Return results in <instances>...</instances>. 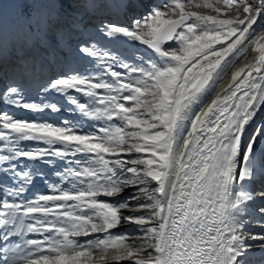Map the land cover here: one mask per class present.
Masks as SVG:
<instances>
[{
    "label": "snow or ice",
    "instance_id": "snow-or-ice-1",
    "mask_svg": "<svg viewBox=\"0 0 264 264\" xmlns=\"http://www.w3.org/2000/svg\"><path fill=\"white\" fill-rule=\"evenodd\" d=\"M70 2L83 11L16 0L20 71L0 102L61 111L25 99L26 75L39 70L38 94H60L72 105L65 111L95 123L0 112V264H247L256 245L244 241L264 240L248 231L249 206L264 200L251 190L264 175V29L253 27L264 23V0H168L141 15L143 0H119L123 22L98 24L90 21L108 0ZM202 7L215 15L191 10ZM6 27L0 12V71ZM89 28L128 51L105 48ZM140 45L151 55H138ZM253 45L258 58L240 66ZM70 54L104 64L80 72ZM229 68L231 82L213 96ZM37 180L48 190L27 196ZM129 224L135 234L113 232Z\"/></svg>",
    "mask_w": 264,
    "mask_h": 264
},
{
    "label": "rangeland",
    "instance_id": "rangeland-1",
    "mask_svg": "<svg viewBox=\"0 0 264 264\" xmlns=\"http://www.w3.org/2000/svg\"><path fill=\"white\" fill-rule=\"evenodd\" d=\"M108 2L110 4H112L113 6L111 8H106L102 13H96L94 18H96L100 21V19L109 16V14H113L117 18V19L113 18V20L120 19L119 21L123 22V17L117 15V13L119 12V9L115 7V5L119 3V0H108ZM167 2H168V0H143L145 7L139 9L137 11V15L145 14L150 9H152L153 7H161L163 4H165ZM201 2H202V0H201ZM24 7L28 11L33 10L32 5L30 3L24 5ZM20 10L21 9L19 7H17L16 0H0V12H2L4 19H5V22H6V25H7L6 31H5V38H6L7 44H8V49H7V53H6L7 61L5 60V62H7V63L13 61V63L16 62V64H18L19 61L16 59V57H17V55H22V53L14 52L12 50V41H13L14 35L17 33V31L20 27V24L22 23V21L20 20V18L18 16ZM64 10H66L69 13H73V14L77 11H83V9L74 8V6L70 2V0H65ZM191 10L200 12L201 14H213V15H215V13H213L212 10L208 9V8H203V7L198 8V9L197 8H191ZM98 23H95V24H98ZM253 27L257 28L258 30L263 29L264 23H261L260 21H258L257 25H254ZM89 32H92L93 38L98 40L100 42V44L105 46V48L116 49L122 53H126L129 49V46L126 43H124L122 40L121 41H112V40L106 39L105 37L101 36L100 34L95 33L94 29H92V28H89ZM85 39H87V34H85ZM217 47H219V45H217ZM131 51H136V49H132ZM139 54H144L146 56L151 55L150 50H146L145 46H143V45L139 46L138 55ZM69 59L72 62V67L77 69L80 72H84V71L97 72V71H99L100 67L104 64V61H100L99 63L94 64L93 61H91L87 58H81L75 54H70ZM229 59H231V58H229ZM222 67H223V65H222ZM229 69L227 70V72L229 71ZM117 70L119 71L120 69H117ZM227 72H226V74H227ZM32 75H33V73L30 71L27 73L26 82H27V79H29ZM225 75H224V77H225ZM107 78L111 79V77H107ZM220 83L221 82H219V84ZM6 84L7 85L5 86V88H7L9 86L8 85L9 83H6ZM5 88H3L0 91V94H2L4 92ZM26 93H27L26 97H25L26 100H29L31 102L38 103V104L55 102V103H59V104L63 105V108L59 112H53V111L48 110V109H45L41 112H32L30 110H24V109H21L18 107H9L10 99L8 96H4L3 97L4 102H0V112L13 113L16 117L21 118V119H25V120H47V121H52L55 123H59L61 120L75 121V122H78L79 124H81L85 130H88L90 125L92 123H95L94 121L86 120L85 118H83L79 115L65 111V109L72 107V105L65 103L63 97L60 94H54L52 92H49L47 94H38V92H36V95L34 96L33 94H31V92L28 89H26ZM75 95L82 100L87 99L86 97H83L82 94H80V93H76ZM114 123H116V122H114ZM25 143H31V142H25ZM3 152H4V149L0 148V153H3ZM25 163H33V162L26 161ZM260 164L264 167V158L261 159ZM33 166L34 167L38 166L41 170H43L44 172L49 173V174L52 172V169H50L46 165L39 164V162H35V164ZM51 179L54 181L56 178L51 177ZM259 188H260V190H259L260 192L264 191V181H259ZM47 190H48L47 186L42 181L37 180L34 183V185L31 187V189L29 191H27L26 195L32 196L36 193L46 192ZM125 195H127V194H125ZM132 203H136V201H133ZM135 214L138 215L140 213L137 212ZM136 228H137L136 225L129 224L126 226H121L118 229H114L113 232L114 233L135 234ZM250 228L251 227L249 226V229ZM256 230L259 233L260 231L264 230V227L259 226L256 228ZM89 238H91V237H89ZM260 244H261V242H255L254 245H260ZM246 259H247V264H262L260 261V260H262L261 258H259V259L246 258Z\"/></svg>",
    "mask_w": 264,
    "mask_h": 264
},
{
    "label": "bare ground",
    "instance_id": "bare-ground-1",
    "mask_svg": "<svg viewBox=\"0 0 264 264\" xmlns=\"http://www.w3.org/2000/svg\"><path fill=\"white\" fill-rule=\"evenodd\" d=\"M111 19H117L113 14H109V16ZM120 20V19H118ZM92 24L98 23L99 20L96 18L91 19L90 21ZM264 29V28H263ZM255 46L253 45L252 47H250L248 49V52L246 53L247 58L242 59L241 61H238L237 63L240 66L246 65L248 63L254 62V60L256 58H258V53L255 52L254 50ZM7 61V59H5ZM17 64L16 62L13 63L12 62H4L3 64V71H0V91L5 88V86L7 85L6 83H9L8 85H10L13 82V78H14V73L18 74V72L20 71L17 67H15ZM235 68H230L229 71L227 72V74L225 75V77L223 78V80L221 81V83L218 85V88L216 91H214L212 93L213 96L222 93L225 88H227L228 84L231 82V76L234 73ZM42 79V77L40 76L39 70H37L35 75H32L29 79H27L26 82V89H28L31 94H33L34 96L36 95L37 92V85L36 83H34V81L40 80ZM256 124L258 125H262L264 124V112H260L257 115V119H256ZM251 129H249V133L250 134ZM264 158V154H261L258 158L257 161V167L259 169H264V167L260 164L261 159ZM259 181H264V175L260 174L259 172L257 173L256 179L251 183V190L254 192H260V188H259ZM264 204V200H260L258 199L255 203L251 204L249 206V211H248V215L251 217V221L253 223H251L249 226L251 227L248 231H250L251 233H258V231L256 230L257 227H259V225L255 224V221H259L264 219V216H262L259 212L258 209L261 207V205ZM259 234H264V230L260 231ZM255 242H261V244H264V240H260V239H256V240H245L244 243L246 244H252L254 245ZM254 243V244H253ZM247 258H253V259H259L261 258L262 260L261 263L264 264V248L259 247V245H256V247H253L251 249L248 250V256ZM113 264H117V262H113ZM118 264H132L131 261H122V262H118Z\"/></svg>",
    "mask_w": 264,
    "mask_h": 264
}]
</instances>
